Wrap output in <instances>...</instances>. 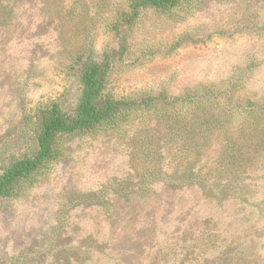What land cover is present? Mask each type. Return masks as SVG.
Returning a JSON list of instances; mask_svg holds the SVG:
<instances>
[{
	"label": "trees",
	"instance_id": "16d2710c",
	"mask_svg": "<svg viewBox=\"0 0 264 264\" xmlns=\"http://www.w3.org/2000/svg\"><path fill=\"white\" fill-rule=\"evenodd\" d=\"M254 1L0 0V58L21 52L40 59L46 50L57 60L67 23L85 18L93 28L66 57L76 81L72 102L37 108L36 147L2 169L0 201L46 175L64 138L151 132L137 138L135 153H150L157 165L63 210L68 223L54 242L79 226L104 246L69 263L182 264L188 235L209 231L217 245L191 264H264V93L253 83L264 68V8L233 11ZM211 9L240 21L201 25ZM216 44L223 49L214 53ZM206 63L210 77H197ZM56 257L44 249L13 262Z\"/></svg>",
	"mask_w": 264,
	"mask_h": 264
},
{
	"label": "rangeland",
	"instance_id": "374dc122",
	"mask_svg": "<svg viewBox=\"0 0 264 264\" xmlns=\"http://www.w3.org/2000/svg\"><path fill=\"white\" fill-rule=\"evenodd\" d=\"M259 2L260 0H255L250 5L239 3L238 8L233 11L235 15L248 10L262 12L264 0L261 5ZM225 10L214 12L211 9L208 15H202L203 21L200 24L224 22L233 25L235 20H239L233 12ZM84 20L85 18H80V21L65 25L64 30L68 32L61 35L60 44L65 43L66 48L60 47L58 51L61 58L57 60L55 57L51 58L46 50L41 51L40 59L38 53L34 57L32 51L33 56L27 58L21 52L11 58L10 53L6 58H2L6 54L1 55L0 172L13 160L24 157L35 149V114L38 107L52 100H64L68 104L72 102L76 81L67 74L65 61L73 51L74 44L81 42V38L89 30H93L87 26L88 23H82ZM101 35L103 39L105 33ZM102 45L104 42L98 40L97 49ZM222 49L220 44H216L213 51L220 52ZM209 65L206 63L196 67L194 72L197 77H210ZM218 76L223 77L222 74ZM254 77L253 83L257 91L264 93V68ZM111 133L76 135L62 139L59 142L61 158L50 166L51 170L39 180L25 184L16 197L0 201V262L14 264L13 261L25 252H43L45 249L57 256L54 260L47 259L46 264H70L69 261L73 257L82 261L90 257L95 250L104 248L95 235L80 231L79 226H76L74 233L65 230V235L56 242L53 234L68 223L64 218V209L90 201L88 193L100 191L101 187L110 185L111 181L113 186L117 184L119 187L127 174L134 177L135 173H144L146 168L159 163V158L154 161L150 159V153L146 156L149 159H145L143 151L138 159L139 154L135 153L141 148V141L138 142L137 138L145 140L151 132L141 131L129 137L125 133ZM154 150L156 155L157 152L161 154L158 147ZM131 180L132 183L135 182V179ZM110 190L111 188L107 191ZM188 239L189 242L184 245V255L180 259L182 264H191L192 260L202 256L218 243L217 234L209 231H201L195 238L189 234ZM67 248L71 250L63 251Z\"/></svg>",
	"mask_w": 264,
	"mask_h": 264
}]
</instances>
